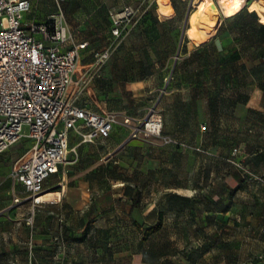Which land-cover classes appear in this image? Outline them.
Masks as SVG:
<instances>
[{
    "label": "rangeland",
    "instance_id": "rangeland-1",
    "mask_svg": "<svg viewBox=\"0 0 264 264\" xmlns=\"http://www.w3.org/2000/svg\"><path fill=\"white\" fill-rule=\"evenodd\" d=\"M257 1L259 0H249L243 8L245 13L256 12L259 15L257 18L254 13L256 22L264 24V9L261 11L256 8ZM262 1L264 3V0ZM127 5L135 10V25L123 33L119 46L108 60L113 57L125 60L132 73L147 67L156 69L166 61H170L171 64L176 59V55L179 56L185 49L199 47L194 44L197 43L196 40L207 42L201 39L194 28L196 10L191 6V0H170L172 9L169 8L170 12L167 13L164 11V14L159 11L160 9L158 10L154 0H65L60 5L62 21L77 40L89 42L88 49L83 54L79 73L85 72L83 65L90 61L93 50L107 48L114 42L110 35L108 11H117ZM159 5L161 10L165 8V2L160 1ZM218 11L220 21L213 40L221 41L228 46L236 45L243 59L257 57V48L247 46V40L255 38L250 19L243 17L238 22L228 21L226 18L233 15L226 16L219 8ZM57 14L58 10L53 0H34L25 20L41 23L47 18L56 17ZM186 16L187 28H185ZM184 28L185 33L181 39ZM210 42L212 40L206 44ZM214 52V49H209L208 57ZM109 61L99 71L92 66L88 68L90 76L94 73L95 75L79 98L85 100L98 112L117 113L118 124L114 126L109 137L98 141L102 144L98 147L101 148L98 152L94 149L83 152L81 151L83 147H79L75 150L76 154L69 153V164L76 159V155L78 161L74 165L67 164L66 169L79 164L81 166L89 164L93 168L89 173L82 172L71 182L66 179L65 189L55 188L56 178L44 186L47 193L49 191L61 193L53 196L60 208L64 207L65 202L73 201L78 204H97L99 209L91 212L86 220L81 219L82 221L79 219L84 213L59 216L56 215L59 211L55 208L46 210L36 208L32 212L28 205L13 203L5 173L0 174V264H33L34 260L36 264H75L76 255L80 252L86 255L87 263L92 262L89 258L92 253L98 255L99 261L106 263L112 253L128 256L140 250L147 255L151 264H209L217 257L211 254L205 259L208 247L226 250L232 264H264V245L258 233L259 229L264 227L262 226L264 224V151L257 152V155L248 159L240 154V143L248 142L246 140L248 135L238 127L239 122L244 119L252 124L254 131L251 134V143L248 145L254 148L257 142L254 138H258L262 146L255 148L264 150V92L258 87L261 93L257 112L248 113V117L242 110L235 114L227 113L225 122L223 120L225 132L221 141V147L225 152L223 156H219V159L200 146L188 145L190 148H199L200 152L194 151L198 154L210 159H218L221 173L226 176L239 174V184L229 188L221 182V187H215L216 193L203 190L208 181L218 186L219 181L216 176L206 177L201 171L216 166L218 161L212 162L198 156V163L196 162L198 171L194 178L180 175L175 178L179 182L178 189L173 190L167 188L165 183L157 185L158 177L138 175L137 169H153L154 163H144L140 159L137 147L132 149V152H120L115 157L109 152L111 149H106L113 138L117 137L119 142L123 141L126 135L129 138L128 131L123 125L125 118L130 119L131 124H135L144 121L152 110L155 111L151 107L152 103L148 104L142 98L125 103L116 101L113 105L117 108L112 109V105H109L110 99L105 94L93 93L90 87L93 83L97 85L101 82L105 87L107 81L103 76V70ZM170 67L166 70L165 77L171 73ZM233 68L239 73V77L234 81V89L241 87L238 100H242L245 89L249 90L251 78L244 73V65L236 63L231 67L232 70ZM213 69L217 71L216 67ZM252 75L253 84L257 83V80L264 78V69L256 66ZM174 82L173 76V80L169 83ZM222 87V83L216 85V88ZM157 114L164 121L163 114L161 112ZM75 144L76 139L72 137L70 147L73 148ZM28 146L29 141L25 139L18 141L1 155L0 165L8 169ZM243 148L246 150V147ZM233 149L237 150L235 162L248 172L245 177L241 175L238 167L228 161ZM81 153L82 159H80ZM182 163L185 164V161ZM170 179L168 177L167 181ZM124 181H131L134 186L128 191L127 196V190L122 187L124 185L121 186ZM74 183L75 188H73ZM70 189L72 191H69ZM207 208H210V213ZM165 216L173 219L169 229L164 234L154 233L143 239V232L153 226L156 218ZM208 218L216 225L215 228L221 231V236L216 238L220 241L209 240L207 237L209 233L204 223ZM113 221L114 223H111ZM192 223L193 228H191ZM173 231L178 233L175 234L174 240H170L168 237ZM109 263L117 264L121 261L109 260Z\"/></svg>",
    "mask_w": 264,
    "mask_h": 264
},
{
    "label": "crops",
    "instance_id": "crops-1",
    "mask_svg": "<svg viewBox=\"0 0 264 264\" xmlns=\"http://www.w3.org/2000/svg\"><path fill=\"white\" fill-rule=\"evenodd\" d=\"M33 1L34 0H32V3ZM160 1L163 3L165 2V8L163 10H161L160 8ZM154 2L156 3L158 10L160 9L159 11L162 14L165 13L164 11H166L167 13L172 9L170 0H154ZM169 8L170 10H168ZM69 32L71 33L70 30ZM72 37L76 43L85 42L87 44L86 48L81 51L79 63L75 73V78L86 76L87 82L83 88V91L79 95L82 96L95 75L94 73L90 76V73H88L87 71L88 68L92 66V54L94 50L91 52L90 61H87L86 64L83 65L86 69L85 72L79 73V67L83 59V54L87 51L89 42L86 40L79 41L73 35ZM211 40L212 42L208 44L206 43L209 41L201 42L200 39L196 40L195 42L197 43L194 44L199 47L185 49L179 56H177L178 54L176 55V59L173 63L170 64V61H166V63H161L160 66L156 69L147 67V69H143L142 71H139L137 73H132L128 69L125 60L122 61L121 58L119 59L113 57L110 61L108 60L109 62L103 70V76L107 81L105 87L101 82L97 85L93 83L90 87H92L93 93H95L96 95L100 93L105 94L108 99H110L109 105H112V109L117 108L114 107L115 105H113L116 101H118V103H125L132 100L137 101L138 99L142 98L143 100H146L148 104L152 103L151 107L154 108L155 112H161V114H163V136L169 137L179 144L200 146L219 159V156H223L225 152V149L221 147V141L222 138H224L225 130L223 129H225L224 122L227 118V113L235 114L237 111L242 110L244 111L243 114L248 117V113H255L259 109V96L261 92L258 89L257 83L253 84L252 72L260 62L257 57L253 59L252 56L248 60L243 59L241 53L239 52L238 54L240 57L238 60L232 61L230 64L228 63L225 65V72L223 71V87L216 88V85H218L220 82V78L222 75L221 73H223L219 65L220 57H227L229 55H232L236 51H239V48L236 45H224L221 41L213 40V38ZM202 45L210 46H205L206 48H204L203 50H199L203 47ZM207 49H214L215 52L210 56V60H208V62H204L205 50ZM192 54H194L193 58H191ZM236 63H238V65H244V73L251 78L249 90L245 89V91L243 92L244 96L242 97V100H238L240 95L239 93L241 92L239 88L241 87L234 89V81L237 77H239V73H237L234 68L232 70L231 67H234ZM169 66H171L169 72L173 73L174 76L175 82L173 84H166L163 82L165 72ZM213 67H216L217 71H215ZM244 87L247 88V85L244 84ZM78 103L85 104L89 109L96 113H105L96 111L94 107H92L85 100L79 97ZM238 127L244 134L248 135V138L246 139L248 142L240 143V154L248 159L251 156L257 155V152L261 153L264 151L259 148L261 144L258 138H254V140L257 141L254 144V148H251V146L248 145V143H251V134L254 131V126L252 124L247 123V121L244 119L239 122ZM115 128L118 129L117 127ZM75 139V150L76 148L83 147L81 150L83 152L93 149L98 152L99 149H101L98 148L102 145L101 143H98L99 140L95 144H79L78 139ZM113 139L114 140L106 146V149H111V151L109 152H112V157H115L120 152H132V149L137 147L140 159H142L144 163H154L153 169H137L136 171L138 172V175H153L154 177H158L159 180L157 185H159V183H165L166 186H168L167 188L176 190L178 189L179 182L175 178L179 177L180 175H185L186 177L191 176L192 178H194L196 171H198V167H196V162L197 160H199L198 156L202 159H209L212 162L218 161L216 166H212L211 168L207 167L205 168L206 170H201L202 175H205L206 177L216 176L218 178L217 181H219L218 186H215L214 183L208 181V184L203 187V190L206 189V191L208 192L213 191V193H216L215 187H221V182L222 185L229 188L236 187L239 184V174L226 176V174L221 173L220 162L218 159H210L202 154L194 152V150L190 148H184L172 144H163L161 140L156 137L130 139L126 135L125 139L121 142L117 140V137ZM71 143L72 137L70 140V146ZM256 146L259 147L255 148ZM243 147H246V150ZM80 159H82V153L80 155ZM77 161L78 156L76 155V159L73 160V162H71L69 165H74ZM184 161L185 164L182 163ZM12 163L10 164L8 169L3 167V165H0V174L3 175L5 173V180ZM91 166L92 165L89 164L83 166L79 164L73 166L72 168H69L68 170L65 166L57 175L51 176L45 182L44 186L47 183H50L53 178H56L57 181L54 184L55 188L60 190L65 189L66 186L64 185V181L66 179L71 182L74 179H77L76 177H78V174L82 172H86V174L89 173V171L93 169ZM168 177L171 178L169 181H167ZM8 184L10 190V183L8 182ZM121 186L124 188L129 187L130 189L134 187L131 181H124ZM75 187L76 185L74 183L73 188ZM72 189H70L69 191H72ZM192 189L194 190V188ZM60 194L61 193L59 191L54 193H52L51 191H49V193L45 192V195H43L45 204L38 207L37 209L46 210L55 208L57 211H59L56 212V215L59 216H63V214L65 216L79 214L83 215L84 213V215L79 219L80 221L86 220L91 212L99 209V205L97 204H78L73 201L65 202L66 204H64V207L60 208V206H58V201L53 199L54 195L58 196ZM213 198H215V196H213ZM46 201L50 202L47 203ZM23 205L27 204H21V206ZM207 209L208 213H210V208ZM158 219L156 218L154 224L158 221ZM172 221V217L168 218L165 216L164 218H161V227L158 231L155 232V234H164L165 231L169 229L170 222L172 223ZM135 222L138 223L137 221ZM111 223H114V221ZM204 226L207 227L206 231H208L209 233V236H207L209 240L214 239L216 241H220V239L216 238L221 236V231L218 230L219 228H215L216 225L210 218H208V221L204 223ZM262 226H264V224H262ZM193 227L194 224L192 223L191 228ZM177 233V231H173L172 233H170L171 236L168 237V239L174 240L175 234ZM260 239L262 240L264 245V240L261 237ZM207 252L205 259H207L209 255L211 256V254L217 257V259L209 264H232L231 260L228 259V253L226 252V250H223L219 247H208ZM85 257L86 255L83 252L77 253V260L75 264H114L109 263V260L112 262L121 261V263L117 264H151V262L147 258V255L142 250L131 253L128 256L121 253L117 255L115 253H112L108 256L106 263H103V261H99V259L97 258V254H90L89 258L92 261L90 263L85 262ZM36 263V260H34L33 264Z\"/></svg>",
    "mask_w": 264,
    "mask_h": 264
},
{
    "label": "built area",
    "instance_id": "built-area-1",
    "mask_svg": "<svg viewBox=\"0 0 264 264\" xmlns=\"http://www.w3.org/2000/svg\"><path fill=\"white\" fill-rule=\"evenodd\" d=\"M64 1L53 0L56 17L35 23L25 20L32 0H0V156L18 141H29L28 148L12 163L6 180L13 203L27 204L32 212L45 204L40 201L45 182L69 164L70 152L76 154L70 138H77L79 144H95L118 124L117 113H96L78 103L87 81L86 76L75 78V73L87 44L76 43L62 21L60 5ZM108 15L114 42L93 52L96 71L104 67L123 33L135 25L136 13L129 5L109 10ZM172 80L170 73L164 83ZM123 125L130 139L156 137L163 144L190 148L162 135V118L153 110L144 121L131 124L125 118ZM190 149L200 152L199 148ZM236 153L233 149L228 161L242 176L247 175L235 162ZM258 233L264 240V227Z\"/></svg>",
    "mask_w": 264,
    "mask_h": 264
},
{
    "label": "bare ground",
    "instance_id": "bare-ground-1",
    "mask_svg": "<svg viewBox=\"0 0 264 264\" xmlns=\"http://www.w3.org/2000/svg\"><path fill=\"white\" fill-rule=\"evenodd\" d=\"M216 2L215 0H191V6L196 10L194 13V28L203 41H209L216 35L220 21L218 8L223 10L226 16H232L243 9L247 0H217ZM255 6L258 10L262 11L264 9L262 0L257 1ZM40 201L45 202L43 196H41Z\"/></svg>",
    "mask_w": 264,
    "mask_h": 264
},
{
    "label": "trees",
    "instance_id": "trees-1",
    "mask_svg": "<svg viewBox=\"0 0 264 264\" xmlns=\"http://www.w3.org/2000/svg\"><path fill=\"white\" fill-rule=\"evenodd\" d=\"M256 12H249V13H245L244 8L241 9L239 12H237L236 14H234L232 17L230 18H226L228 19V21H233V22H238L240 20L243 19V17H247L250 19L251 25L254 27L252 28L254 34H255V38L254 40H247V46L249 47H256L257 48V58L259 59L260 63L258 64V67H260L261 69H264V24L261 23H257L256 22V16L255 14ZM257 18H259V15L256 13ZM111 24V22H110ZM203 46V45H202ZM205 46H210V45H205ZM205 46H203L202 48H200L199 50H203L204 48H206ZM209 49L205 50V58H204V62H208V60H210V57H208L207 52ZM239 51H236L234 54L229 55L227 57H220L219 60V65H220V69L222 70V72H225V65L226 64H230L232 61H236L239 59ZM195 54V53H194ZM194 54L191 55V58H193ZM221 56V54H220ZM224 72L221 73V78H220V84L224 83ZM222 80V81H221ZM257 85L258 87L262 90V92H264V78L262 77L261 79L257 80ZM230 159H231V153H230ZM235 159V158H234ZM124 189H126V196L128 195V191L130 190L129 187H125ZM138 227V226H137ZM161 227V218L158 219V221L151 226L150 228L146 229L143 232V239H147V237H149L150 235L154 234L156 231H158Z\"/></svg>",
    "mask_w": 264,
    "mask_h": 264
},
{
    "label": "water",
    "instance_id": "water-1",
    "mask_svg": "<svg viewBox=\"0 0 264 264\" xmlns=\"http://www.w3.org/2000/svg\"><path fill=\"white\" fill-rule=\"evenodd\" d=\"M188 15V14H187ZM186 22H187V16L185 17V27H186ZM184 30H185V28L183 29V31H182V36H181V39L183 38V36H184Z\"/></svg>",
    "mask_w": 264,
    "mask_h": 264
}]
</instances>
